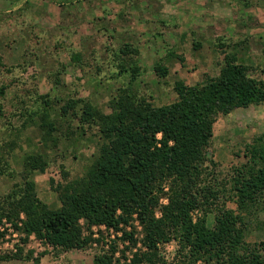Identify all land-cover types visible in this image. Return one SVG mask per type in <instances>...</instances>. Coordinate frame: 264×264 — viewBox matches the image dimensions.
<instances>
[{"label": "trees", "instance_id": "1", "mask_svg": "<svg viewBox=\"0 0 264 264\" xmlns=\"http://www.w3.org/2000/svg\"><path fill=\"white\" fill-rule=\"evenodd\" d=\"M129 51L123 45L119 53ZM78 60V55L73 57ZM129 70L118 65L117 77L126 74L129 81L113 94L107 113L89 104L79 106L81 100L48 101L45 96L34 100L39 112L20 113L24 121L38 117L41 143L56 145L59 138L76 136L77 129L82 133L85 125L96 127L100 143L83 176L68 178L64 173L54 188L60 202L55 209L38 198L32 181L48 162L40 153L26 154L20 180L0 195V240L1 228L8 226L24 242L33 236L59 251L84 250L98 241L91 229L102 226L120 232L136 247V222L140 248L128 264H264V240H246V216L264 204V136L245 145V161L233 167L227 187L208 180L204 167L216 117L264 104V70L253 76L229 57L215 77L192 86L176 81L175 101L162 106L152 105L131 87L139 68ZM154 72L161 78L167 74L160 64ZM72 121L80 127L74 129ZM6 145V151L0 148V175L14 177L8 157L15 144ZM163 244L173 245L169 262L160 257ZM11 260L39 263L22 249L0 255V261ZM91 264L115 261L112 253L102 251L92 256Z\"/></svg>", "mask_w": 264, "mask_h": 264}, {"label": "rangeland", "instance_id": "2", "mask_svg": "<svg viewBox=\"0 0 264 264\" xmlns=\"http://www.w3.org/2000/svg\"><path fill=\"white\" fill-rule=\"evenodd\" d=\"M115 1L108 0V4ZM244 1L252 3L254 8L261 3ZM119 2L124 5L121 14L107 15L102 0H44L43 3L0 0V90H4L0 95V148L6 151V144H15L8 157L14 177L0 175V195L8 193L13 183L20 180L22 158L40 153L48 164L43 173L32 177L36 194L48 207L58 208L60 202L54 188L63 182L64 173L68 178L83 176L96 158L100 141L93 126L81 127L82 133L77 129L78 134L70 139L59 138L56 145L41 143L38 117L30 122L20 116L25 111L41 110L34 104L38 96H45L48 101L81 100L79 106L89 104L107 113L113 94L129 81L126 74L117 77L120 64L128 72L135 66L139 68L131 87L154 106L175 101L176 81L192 86L205 77L217 76L229 57L244 64L253 76L260 77V71L264 70V30H257L264 29V23H259L258 16H247L248 31L236 39L228 34L222 40L201 38L179 41L174 46L168 40V31L161 29L164 27L159 20L161 16L149 15L142 5L144 0ZM230 16L234 19L233 28L244 29L242 16ZM123 45L130 49L125 56L119 53ZM76 55L79 60L74 62ZM156 64L167 71L165 77L156 75ZM54 114L51 112L52 117ZM76 126L77 122L72 121V127ZM261 136H264V104L218 115L206 148L207 179L219 187H227L233 167L245 161V145ZM227 207L236 210L233 202H228ZM246 218L249 222L246 240L251 243L264 240V204L256 206ZM133 226L136 247L122 239L120 232L101 226L91 229L98 241L90 247L66 252L53 249L33 236L24 242V237L3 226L0 255L22 249L24 255L32 252L34 258H39L38 264H91L94 254L105 251L112 253L115 264H128L132 253L140 248L142 237L138 224L134 222ZM159 253L169 262L173 245H161ZM0 264L33 262L11 260Z\"/></svg>", "mask_w": 264, "mask_h": 264}, {"label": "crops", "instance_id": "3", "mask_svg": "<svg viewBox=\"0 0 264 264\" xmlns=\"http://www.w3.org/2000/svg\"><path fill=\"white\" fill-rule=\"evenodd\" d=\"M40 1L43 3L44 0ZM119 1L116 0L114 4L109 5L108 0H102L107 15L121 14L124 5L121 6ZM237 1L239 4L235 5ZM260 1L257 8L244 0H144L142 5L149 15L161 16L159 20L164 25L161 29L168 31L170 44L176 46L179 41L193 42L194 39L201 38L222 40L228 34L229 37L236 39L240 34L248 31L247 16L250 18L258 16L259 23H264V0ZM233 14L242 16L240 21L244 29L232 27L234 19L230 15ZM257 30L264 29L257 28Z\"/></svg>", "mask_w": 264, "mask_h": 264}]
</instances>
